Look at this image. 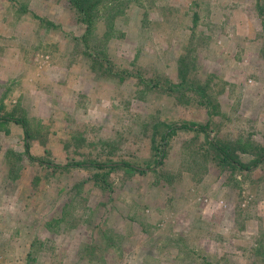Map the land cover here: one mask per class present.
<instances>
[{
    "label": "rangeland",
    "instance_id": "obj_1",
    "mask_svg": "<svg viewBox=\"0 0 264 264\" xmlns=\"http://www.w3.org/2000/svg\"><path fill=\"white\" fill-rule=\"evenodd\" d=\"M107 4L85 42L68 0H0V116L34 135L0 130V264H264V0Z\"/></svg>",
    "mask_w": 264,
    "mask_h": 264
},
{
    "label": "trees",
    "instance_id": "obj_2",
    "mask_svg": "<svg viewBox=\"0 0 264 264\" xmlns=\"http://www.w3.org/2000/svg\"><path fill=\"white\" fill-rule=\"evenodd\" d=\"M68 1L74 10V17L76 19V22L83 24L85 27L84 32L82 34V38L85 40V42H87L88 37L90 36L92 31L96 27V24L98 22L100 23V20L103 17L102 12L103 14L107 13L105 14V16L107 15L105 17V20L106 21L108 20L107 22L108 27L110 26L112 27L111 21H112V18L116 15V13L111 14V12L113 11V8L107 7L108 5L107 1H110V0H68ZM194 15H196V13H194ZM97 56H99V58H97ZM95 57L99 60L100 62L99 68L102 69L105 75H111V73L117 76L121 75V71L117 69L116 66L112 65L111 62H108L109 65L107 66V62L103 60V58L105 57V53L103 52V50H101V52L99 50H96ZM183 75H184V71H183ZM183 83L184 85L187 84L186 86L189 88L190 86H193L192 83L188 84L186 79ZM172 89H175V88H172ZM198 89L199 91L202 92L204 88L200 87ZM10 122H16L22 127L23 132H24V141H23V144L25 147L24 151L29 158H32V155L30 153V139H32L34 135L32 133V128H30L29 122L21 115H15L14 112H7L4 115L0 116V130L5 129L4 127L8 125ZM183 128L186 130L199 129L203 133L207 132L206 126H195L192 124L172 126V125L166 124L165 122L155 121L152 124V133H151V142H152L154 150L156 149L155 142H156V137L158 133H160L159 139L163 143L166 139H168L170 136L175 134L179 129H183ZM206 135L208 136L207 133ZM74 139L77 140V138L75 137ZM208 143L216 150V152L219 155L220 160L227 162L228 164H231L235 167L243 166L239 163V161L237 160L235 161V158L233 155H232L233 157L231 156V153L228 152L227 145L223 143L220 144L212 139L208 140ZM162 153H160L159 156L162 157L164 155V152L162 151ZM260 156H261L260 158H264V152ZM36 161L41 165L48 166L49 168H52L54 170H59V171H64V172H69L70 170L74 168H93V169L101 170L104 168L115 169L120 166L126 167L136 172L145 171L143 168L137 167L135 164L131 162H126V161H121L118 163L116 162L106 163L103 161H97L95 159L74 160L72 158L71 161L65 162L63 164H55V163H51L50 160L43 159L40 157L37 158ZM98 175L101 180L103 181L105 180L103 175L101 174H98Z\"/></svg>",
    "mask_w": 264,
    "mask_h": 264
}]
</instances>
